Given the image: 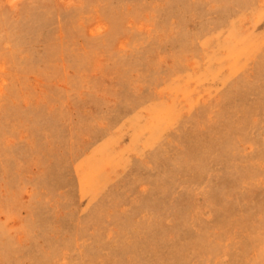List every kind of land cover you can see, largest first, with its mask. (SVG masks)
Wrapping results in <instances>:
<instances>
[{
  "label": "rangeland",
  "instance_id": "obj_1",
  "mask_svg": "<svg viewBox=\"0 0 264 264\" xmlns=\"http://www.w3.org/2000/svg\"><path fill=\"white\" fill-rule=\"evenodd\" d=\"M0 62V264H264V0H0Z\"/></svg>",
  "mask_w": 264,
  "mask_h": 264
},
{
  "label": "bare ground",
  "instance_id": "obj_2",
  "mask_svg": "<svg viewBox=\"0 0 264 264\" xmlns=\"http://www.w3.org/2000/svg\"><path fill=\"white\" fill-rule=\"evenodd\" d=\"M236 2V1H235ZM243 28V27H242ZM237 39V38H236ZM212 50V49H211ZM1 63V62H0ZM214 65V64H213ZM218 70V69H217ZM226 70V69H225ZM198 85H200V84H198ZM201 89V88H200ZM199 138V137H198ZM185 159H186V157H185ZM184 159V160H185ZM192 160V159H191ZM202 162V161H201ZM180 163V162H179ZM189 163V162H188ZM233 170V169H232ZM184 173V172H183ZM184 218V217H183Z\"/></svg>",
  "mask_w": 264,
  "mask_h": 264
}]
</instances>
